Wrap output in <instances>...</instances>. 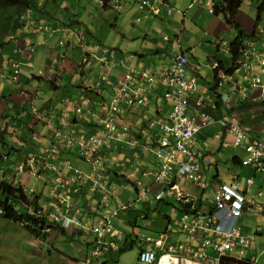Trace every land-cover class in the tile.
<instances>
[{
    "label": "crops",
    "instance_id": "obj_1",
    "mask_svg": "<svg viewBox=\"0 0 264 264\" xmlns=\"http://www.w3.org/2000/svg\"><path fill=\"white\" fill-rule=\"evenodd\" d=\"M155 1L158 3H167L175 11L171 16H168L167 12H162V17L144 18L142 16L143 12L138 9L139 0H121L124 5L123 11L117 12L114 9L117 16L114 27L120 29L119 35L111 42L106 39L104 41L105 45L101 46L112 49L117 53L116 67L109 69V75L112 80L116 77H123L129 68H137L159 76L163 69L168 68L174 58L180 54H184L189 58V75L194 73L195 68L199 64L203 66L204 60H201L198 58V55L196 56L192 53L198 45L203 43L200 41L201 37L195 32L194 25H196V17L210 14L209 9L210 6H213L212 1L208 4L207 0H204L201 5H198V12L195 13L190 21L187 19L188 10L196 0ZM178 6L186 8V11L177 12L176 7ZM39 7H42L51 16H54L56 22L60 24V19L57 17L59 16L64 21L63 13L65 11L69 12L72 9V5L71 7L60 8L57 0H40ZM103 10L108 12L107 10H113V8L108 6ZM238 15L236 18L238 24L247 35L252 34L254 23L249 21L244 22ZM33 19L35 22L38 21V26L48 23L47 17L41 13H34ZM221 19L223 18L210 20L214 31L213 41L209 42V44L211 47L218 46L217 55L220 47H222L220 43L225 41L221 39V34L230 30L232 31V28L224 20L221 21ZM71 24L75 26L74 23ZM29 25L26 28L28 30L27 36L22 41L18 40L13 42L7 48L4 62L0 65V114L5 113L13 116V114L15 115L19 111L22 112L23 117L24 113H26H23V109L29 110L34 105L40 113L43 112L42 118L53 117L54 127L64 126L66 131L69 133L74 131L77 136L95 133L97 127L92 125L91 115L85 113L83 116H78L76 108L79 104L80 95L85 93L92 100L90 110L103 117L105 116V106L111 100L112 87L101 85L100 89L95 88L99 76L104 72L103 66L98 59L100 55L97 49L98 46L89 44L87 39L84 38V35H81V32L72 31L74 28L71 26L69 30L65 28L66 25H63V28L60 26V29L63 31L60 33L67 35L65 37V44L60 45L59 41L62 38L59 39V34H46L45 32H41L38 26H32L31 23ZM188 26L192 27L190 32H186ZM263 32L264 28H259L252 38H263ZM164 36H169V41H165ZM185 36L188 37L187 40H183ZM29 45H33L34 52L30 53L32 50L28 49ZM21 46L23 47L21 48ZM79 49L82 52V61L74 63L70 56L74 57ZM16 54L22 59V62L18 72L19 81L17 84L12 85L9 80L12 75L7 65V57ZM130 56L133 58L130 59ZM85 57H87L88 62H83ZM192 59H195V62ZM215 59H217V56H208L209 62H215ZM204 70L205 68H202L200 72L196 73L200 90H203L207 86L212 87L210 82L204 85L200 84V79L203 80L200 76ZM44 73L46 76L40 79L38 77L39 74ZM236 80H240L242 84L241 76H238ZM45 83L51 88V92L55 93L60 91L64 93L65 91L68 95L55 98L51 94H46L45 88L47 86L44 85ZM67 83L70 85L65 86ZM144 85L143 83L140 84L141 87ZM86 89L89 90L88 93H86ZM223 90L221 92L225 93ZM17 93H22V95L20 96ZM163 93L164 85L157 80L149 93L144 92L139 100L131 106L126 107L118 123L121 136L114 143L116 145V152L105 151V165L109 171L106 180L108 184L114 187L116 192L119 185L124 182L129 183L134 186L137 195L136 200L132 202L127 201L133 204V208L121 214L114 223V235L110 236V242L114 243L115 246L108 245L107 250L100 253L98 257H92L95 244L94 238L91 235L68 233L58 227H54L46 238L37 239L30 236L27 231L26 234L29 237L23 234L18 235V231H15L12 234L17 235L21 240L27 239L26 246H28V250L24 254L19 253L16 248L18 242L10 241L4 248H0V264H4L5 261L7 264H88L89 260L93 263L99 262L100 264H143L139 261L141 249L138 246L130 250L123 249L124 241L127 238L130 241L131 239L136 240L137 244L141 240H150L149 243L145 244V247L157 252V261L154 264H217L218 253L211 248L206 249L207 257L205 260H200L195 257V254L201 250L200 239L188 238L186 233L181 232L177 221L180 214L167 203L170 199L160 202L157 201L156 211L150 208L148 194L151 193L155 197L153 191L157 190L152 177L153 172L158 167L153 151L161 137L160 126L167 124L172 109V103L170 101L160 98ZM144 96L147 97L146 100H144ZM230 105L235 106L233 113L242 114V116H238L235 113L237 119H240L242 122H249L252 113L250 108L252 107L251 103L242 105L239 98L232 95ZM194 110V106L191 105L189 112L194 114ZM226 111V113L230 114L229 109ZM35 117L32 122L34 121L36 124ZM32 128V132L30 131L31 128L26 130L27 133H33L35 136L31 141L28 139L29 148H25V150L29 154L23 160H20L19 148L10 144V147L14 148L13 151L17 155L13 163L6 167L3 172L7 170L16 171L17 165L22 163V161L25 162L32 156L37 155L42 158L45 155L44 149L51 142L53 132L45 126V123L41 119ZM125 128L129 129L128 132L122 131ZM209 135H213L217 141L221 140L218 138L220 135L229 141H232L231 139L233 138L220 125H213L198 135V138L203 142L205 147V140ZM218 143L221 144V142H217L214 145H218ZM222 150L224 148L220 146L219 151ZM232 150V157L237 156L239 159H243L246 156L244 149L241 147ZM207 153L208 162L205 163L206 168L205 164L201 166L203 167L202 174L205 177H207L205 173L208 172L206 169L210 168L208 167V163H212L210 171H212L213 167L215 168L216 173L218 172L220 175L218 180L227 181L236 177L252 179L254 184L249 190V196L254 198L257 203L264 205V173L256 169L242 168L240 165H235V169L230 170L231 175L224 178L222 176L223 172L217 166V152L209 149ZM66 155L71 159L66 157ZM61 158L69 160L77 167L87 169L84 162L73 152L63 154ZM47 175V173L41 175L40 180L44 192L45 190L48 191L50 181L55 177L53 174L49 177ZM7 176H10L8 172ZM26 177L29 176L21 175L18 181L25 182ZM138 182L140 185H137ZM178 182L180 183V181ZM241 185H245V183L242 182ZM29 189L32 188L29 187ZM87 193V186H83L78 196L74 197L73 209L81 208L83 210L82 217L91 219L88 213L94 208L95 204H89L90 199L87 197ZM143 193H146L145 200L138 202L139 195ZM259 193L261 196H259ZM191 196L193 197V195ZM118 198L121 199L119 196ZM206 203L205 200V207ZM71 215L76 216V213ZM137 225L141 226V228H138ZM241 225L246 234L254 233L255 228L264 226V211L254 214L245 212ZM256 238L260 239L249 245L247 255L251 256V259H254L255 264H258L259 260L264 257V255L257 256L259 244L261 252H264V232L257 234ZM177 245L180 247L179 252L165 256L169 246ZM4 249H8L4 252L7 253L6 255L3 254ZM231 255L237 256L238 252L231 253Z\"/></svg>",
    "mask_w": 264,
    "mask_h": 264
},
{
    "label": "built area",
    "instance_id": "obj_2",
    "mask_svg": "<svg viewBox=\"0 0 264 264\" xmlns=\"http://www.w3.org/2000/svg\"><path fill=\"white\" fill-rule=\"evenodd\" d=\"M195 2L202 4L204 0ZM99 3L101 6L106 4L103 0H99ZM109 4L118 11L123 9L120 0H114ZM138 8L149 14L160 15V10L152 0H141ZM173 10L172 7H169L166 11L167 15L170 16ZM29 18L30 11H27L21 15L20 20L27 21ZM59 30L61 29L58 28ZM163 38L165 41H169V36ZM222 46L227 50L228 43L223 42ZM102 53L104 55L101 59L103 62L114 61L113 53L106 49H102ZM187 65L186 55L180 54L159 76L134 68L128 69V71L137 73L124 75L118 81V85L112 87V99L105 106V116L103 117L90 110L92 100L82 94L79 98L81 103L77 106L76 112L78 116H83L85 113L91 115L92 125L97 127L94 134L77 136L74 131L70 133L66 131L64 126L54 127L53 117L41 119L45 126L52 130V140L44 149L45 155L42 158L37 155L28 158L25 162L17 165V173L28 175L37 181L41 180V175L45 174L46 170L55 175L49 185L50 199L45 206H41V210L38 212L48 221V225L43 230L44 233H49L52 229L51 225H54L68 233L91 235L95 244L92 257H98L100 253L107 250L108 245L115 246L110 242V236L114 235V223L122 213L131 208L132 204L121 202L114 192V187L106 181L109 171L103 164L100 148L105 141L115 143L120 138L118 115L123 108L129 107L139 100L144 92L149 93L157 82V78H160L164 85L163 98L172 103L167 124L160 126V141L154 149L158 167L152 177L157 191H161L159 197L163 195V190L168 188L169 195L172 197L176 195L180 198V191L176 185L178 181L194 183L200 180L201 162L199 157L201 152H197L195 149V134L202 128L213 125H220L233 137L232 141H224L227 145L240 146L244 139H248L247 156L242 160V165L251 166L264 173V132L261 136H255L235 124L231 118L226 117V110L231 107L232 95H239L243 100H255L252 95L256 93L261 98L260 101L264 99V37L245 40L237 68L227 79L217 81L215 90L211 91L209 86L200 90L198 78L194 74H188ZM9 66L16 71L17 65L12 59H9ZM201 70L200 67H196L194 73ZM238 76H241L242 84L240 80H236ZM107 77L106 74L100 77L96 88H101V85L106 84ZM141 83L145 85L141 87ZM222 89L225 93L221 92ZM143 98L146 100L147 97ZM191 105L195 108L194 114L189 112ZM128 130L125 128L122 131L128 132ZM220 137L221 135L218 138ZM67 151L77 154L84 164L89 166V170L77 167L69 160L61 158V155ZM2 159L9 161L6 154ZM175 180H177L176 183H174ZM246 182L249 186L254 184L252 179H248ZM137 185L140 183L138 182ZM83 186L88 188L89 204H95L88 213L91 219L82 217L83 210L81 208L73 209L74 197L78 196ZM238 186L236 184V188ZM98 193L101 194L100 198L97 197ZM212 194L215 197L218 210L212 215H207V220L204 217L205 225L200 221L201 217L195 213L183 212L179 215V227L191 238H195L199 234H202L203 237L202 231L207 228L222 235L223 239L218 243L202 239L201 250L195 254L196 258L205 260L206 249L212 247L218 253L217 264H221L223 257L240 260L246 256L249 245L256 241L257 234H241L238 220L243 211L258 213L264 211V205L257 203L250 196L247 199V195H241L227 186L214 188ZM259 196H261L260 193ZM73 213H76V216L71 215ZM212 224H216V226L212 227ZM257 231L261 232V227L258 226ZM149 242L150 240L139 243L141 248L139 261L143 264H154L157 261V252L145 247V244ZM179 251L180 247L169 246L165 256ZM236 252H238L237 256L231 255ZM252 260L254 259L252 258ZM88 264L100 263H93L89 260Z\"/></svg>",
    "mask_w": 264,
    "mask_h": 264
},
{
    "label": "rangeland",
    "instance_id": "obj_3",
    "mask_svg": "<svg viewBox=\"0 0 264 264\" xmlns=\"http://www.w3.org/2000/svg\"><path fill=\"white\" fill-rule=\"evenodd\" d=\"M38 1L40 2V0H38ZM67 1L69 2V4ZM98 1L99 0H57V3H58L60 8H67V7H71V5H72L71 11H69V12L65 11L63 13L64 18H65L64 23L67 25L74 23L75 26L71 25V27L74 28L72 31H76L79 33L81 32V35H84V38L87 39L89 44H94L95 46L101 47V46L105 45L104 41L106 39H108L109 42L113 41L116 38V36L119 35L120 29L114 27L115 26V20L117 17L115 10L114 9L113 10H107L108 12H106L105 10H103L99 6ZM210 1H212V4H213L216 1H221V0H207V3L210 4ZM258 1L259 0H242V6H241L238 17L242 18V20L244 22L249 21L251 23L252 22L254 23L256 16H257ZM198 5H201V4H198V2H195L192 4V7H190V9L188 10V16H187L188 21H190L191 18L194 17L195 13L198 12L197 11ZM155 6L160 10V15L142 14V16L144 18H147V17L159 18V17H162L161 16L162 12L166 13L168 8L171 7L167 3H163V2L158 3L157 1H155ZM211 9H212V6H210L209 11H210V14H213V9L212 10ZM176 10H177V12L178 11L184 12V11H186V8L178 6V7H176ZM174 11L175 10H173V12ZM210 14H205V15H201V17H199V16L196 17V20H195L196 25H194L195 26V32H197L199 37H201L200 41L203 42L200 45H198L192 52L196 56L198 55V58H200L201 60H204L203 66L202 65L201 66H202V68H205V70L202 73V75L200 76L203 78V80L200 79V84H202V85H204L205 83L207 84V82H210V84L213 83L214 70L219 67L218 63L216 64L214 61L209 62L208 56H214V57L217 56V58L220 59L225 65H228V63H229L228 51L226 50V48H224L222 46V43L225 42L226 40H227V42H229L230 39H233L235 37V34H236V31L234 29H232V31L230 30V31H227V32L221 34V36H220L221 39L225 40V41H222L220 43V45L222 47H220V45H219L220 51L217 55L218 46L211 47L209 44V42L213 41V31H214V27L210 23V20L212 21L213 19H220L222 17L216 16V15H210ZM221 21H223V19H221ZM47 22H49L50 24L52 23L51 20H47ZM69 27L70 26H66L65 28L67 30H69ZM259 28L260 29L264 28V14H263L261 23L259 25ZM191 29H192V27L188 26L186 32H190ZM204 31H205V33H204ZM173 39H175V38H173ZM187 39H188L187 36H185L183 38V40H187ZM78 44H79V42H78ZM213 44H211V45H213ZM23 46H21V48ZM212 48H213V50H212ZM257 49L259 50V48H257ZM70 58L74 61V63L81 62L82 61L81 50L79 49V51H77L75 56L74 57L70 56ZM192 60H193V62H195V59H192ZM204 66H206V67H204ZM12 72H13V74H16V75L11 76L10 77L11 79H9V80H10V83L12 85H15L19 81V77H18L19 70L17 72H15V69L11 70L10 74ZM45 76H46V74L44 73V74H39L38 77L44 78ZM212 77H213V80H212ZM207 78H209L208 81H207ZM44 85L47 86L45 88V93L51 94L52 97L61 98L63 96L68 95V93H66L65 91H64V93H62L60 91L53 93L50 91L51 88H49V86L46 83ZM68 85H70V84L67 83L65 86H68ZM17 94H19V93H17ZM19 95L21 96L22 93H20ZM19 95H17V97L20 98ZM235 96H237L239 98V100L242 102V105H247V104L251 103V106H252V107H250L251 112H252L251 113V119L249 118L250 119L249 122H242L240 119H237L235 116L236 112L233 113L235 106H231L229 108L230 114H227L226 117H229L232 120H234L235 124L239 125L246 132L253 133V134H255V136H261L264 132V105L261 104L264 99L262 101H260L259 99H261V98L258 97L256 95V93H254L252 95V98L255 100H247V99L243 100L239 95H235ZM256 100H259V101H256ZM31 108L36 113L35 119H36V124H37L39 122V120L42 119V113L43 112L40 113L38 108L34 105H32ZM236 114L238 116H242V114L241 115L238 113H236ZM36 124L33 121L31 124H29V127L34 126ZM10 125H12V126H9L7 129L10 132V135L8 137V141L10 144H13L19 148L20 160H23L29 154V152L26 151L25 148H29L28 142L31 141L32 138L35 136L33 135V133H27L26 132L27 129L25 127H22V128L13 127L12 123H10ZM208 128L209 127L202 128L200 131H198L195 134V137H196V148L195 149L197 152H201V156L199 157V160L201 163H203V162L207 163L208 162L207 161V158H208L207 152L209 151V149L217 152L216 153V158H217L216 160H217V163L219 164V166L218 165L217 166L223 172V177L226 178V176L228 177L231 175L230 170L235 169L234 165L231 162V159H232L231 154L233 151L232 149H235L236 146L233 144L227 145V144L223 143L222 140L217 141L214 139L213 135H209L208 138L205 140V145L207 147L206 148L204 146L203 142L198 138V135L200 133H202L203 130L208 129ZM28 139H29V141H28ZM159 141H160V139H159ZM159 141H158V143H159ZM217 142H221V144L218 143V145H214ZM220 146L223 147L224 150L219 151ZM228 149H231V150H228ZM106 150L116 152V145L113 142H108L100 148V156H101L102 161L104 163H105V154H106L105 151ZM16 155H17V153L13 151V152H11V154H9V161H1L0 162V181L2 179L3 170L13 163ZM120 158H122V157H120ZM69 159H71V158H69ZM86 167H87L86 170H89V166L86 165ZM7 172L10 174L11 177H12V175L15 176V174L17 173L15 170H7ZM46 173L48 174L47 177H49L51 174L54 175V173L51 171H46L45 174ZM208 174H209V176H207V177H209L208 178L209 183L208 182L207 183L211 184V182H213V176L216 174L215 168L213 167L212 171L209 172ZM19 176H21V175H16V178L19 179ZM153 181H154V179H153ZM21 182H23V181H21ZM26 182L28 184L27 186H26ZM40 182H41L40 180L37 181L33 178L26 177V181L23 182L22 184H24L25 187L27 188V190L28 191L30 190V192H32V191H31V189H29V187L33 188L35 190V192L38 191L40 193V195L42 196L40 201H39V204H40V206H45L50 199L49 198V189H48V191L45 190V192L44 191L42 192V183H40ZM176 182H177V180L174 181V183H176ZM219 186L229 187L228 185L222 184V183L213 184L214 188H217ZM178 188H179L181 197L178 198L175 195L174 198H176L177 200H179L181 202H184L186 200V198H188V197H192L191 195H193L196 198H199L201 196V191H198L196 189V187L194 188L193 183L186 182L184 180H180ZM115 194L121 198L120 200L123 203H128L127 202L128 200L132 202L133 200L137 199V195L135 193L134 186L129 184V183H126V182H124L123 184L118 186ZM209 194H210V192L208 191L206 193V195L204 196L207 203L210 202V199H208ZM98 195L99 196H97V197L100 198L101 194L98 193ZM148 195H149L148 200L150 201V208L152 210L156 211L157 201L155 200V197L151 193H149ZM179 201H175V200L170 199L169 202H167V203L175 209V207H180ZM132 208H133V204L128 211H130ZM128 211H126V212H128ZM258 217H261V216H258ZM178 220H179V218L177 219V221ZM47 224H48V221H47ZM178 226H179V223H178ZM263 227L264 226H262V228ZM262 228H261V232H262ZM15 231H18V235L23 234V235H26L27 237H29V235L26 234V230L22 226H20L19 224L11 223V222H9L5 219H2L0 217V248H2V247L4 248L6 245H8L10 243V241H17L18 243L16 245V248L18 249V252L24 254L28 250L27 249L28 246H26V240L27 239L21 240L17 235L12 234ZM187 237H188V235H187ZM259 239L260 238H256V241L257 240L259 241ZM6 250H8V249L3 250V254H5V255L7 254V253H4ZM262 255H264V252H261L260 244H259L258 248H257V256L259 257ZM263 259H264V257L259 260L258 264H264ZM4 264H7V262L5 261Z\"/></svg>",
    "mask_w": 264,
    "mask_h": 264
},
{
    "label": "trees",
    "instance_id": "obj_4",
    "mask_svg": "<svg viewBox=\"0 0 264 264\" xmlns=\"http://www.w3.org/2000/svg\"><path fill=\"white\" fill-rule=\"evenodd\" d=\"M241 6H242V0H221V1H216L215 3H213V6H212L213 14H215L216 16H221L224 22L236 31L237 35L235 38L229 41L228 46H227V51H228V56H229L228 65H225L218 58L215 59V63L216 64L218 63L219 67L214 70V73H213L214 81L212 83L213 87H211V91L216 89L217 81L230 77L232 73L235 71V69L238 66L237 62L243 53V46H244L245 40L250 39L251 37H254L261 23V20L264 14V0L258 1L257 16L254 21V30H253V33L250 35H247L242 29V27L236 21V18L240 12ZM106 8L107 6L104 7V9ZM27 11H30L29 20L21 21L20 20L21 15ZM34 13L44 14L47 17V20H51L52 23L50 24L48 22L46 24H40L38 26V23H37L38 21L37 22L33 21ZM57 18L60 19L59 22H61V24L56 22V18L54 16H51L42 7H39L38 0H0V65H2L4 62L5 51H7V48L11 46L13 42L18 41V40L22 41V39L27 36L28 30H26V28L29 25V23H31L32 26H35V27L38 26V29L41 32H45L46 34H59V39L62 38V40L59 41V44L60 45L65 44V41H66L65 37H67V35L65 33L61 34L60 32H63V31L62 30L58 31V28L60 29V26L63 28V25L71 26L72 24L67 25L64 23V21L59 16ZM29 26L31 27V25ZM40 27H42V29H40ZM28 49L32 50L30 53L34 52L33 45H29ZM12 60L14 64L17 65V69L15 71L17 72L18 70H20V64L22 62L21 61L22 59L18 57V54H16V55H13ZM189 66H190V61L188 62V65H187V71L189 70ZM193 74L196 75V73H193ZM11 75L14 76L16 74H13L12 72ZM35 78H37V76H35ZM39 78L42 79L41 77ZM88 91L89 90L86 89V93H88ZM160 98L164 100L163 94L160 96ZM261 104L264 105V100L262 101ZM23 113H24L23 117H22V112H19V111L13 116L9 114H5V113L0 114V162L3 161L2 157L4 154L9 156V154H11V152H13V149H14L10 147V143L8 141L10 132L7 129L9 126H12L10 125V123L13 124V127H17V128H22V127H25L26 129L31 128L30 131L32 132L33 128L32 126L29 127V124L34 119V116L36 115V113L32 110V108L29 110H25L24 108ZM221 140L223 141V139ZM247 144H249V140L244 139L242 142V145L236 146L235 149L241 147L244 149L246 153ZM68 153L69 151H67L65 154H68ZM246 156H247V153H246ZM246 156L244 158H246ZM61 157H63V154L61 155ZM243 159H239L237 156H233L231 159V162L234 165V167L235 165H240L242 168L243 167L252 168L251 166H243L242 165ZM103 164L105 167H107L104 162ZM203 164H205V162L201 163V166H203ZM208 167L210 168L206 169L208 171L207 173H205L206 176H209L208 173L211 172L210 169L212 167V163H208ZM205 168H206V164H205ZM202 169L203 167H201L200 180L193 183V186L196 187L198 191H201V196L199 198H196L194 196L188 197L186 198L184 202H181L168 194V188H165L163 190L162 192L163 195L161 197H159V195L161 194V191L154 190L153 192L155 195V199L158 202L165 201L166 199H172L175 201H179L180 207H175V209L179 212V214L183 212L195 213V215L201 217L199 219L205 225L204 217L207 220L208 219L207 215H212L214 212L218 210L215 197L213 194H211L214 191L213 184H218V183L226 184L233 191L241 195H247L248 197L247 199H249V190L253 185L252 186L247 185V182H246L248 180L247 178L236 177L237 180L236 178L227 180V181L218 180V178H220V175L218 172L213 176V182H211V184H208L209 177H205L202 174ZM16 179L17 178L14 175H12V177L7 176V171L3 172L2 179L0 181V217L11 223L21 225L32 237L37 238V239H44L48 236V233H44L43 230L46 228L48 224H47L45 217L40 216L38 214V212L41 210L39 201L42 196L40 195L38 191L35 192L33 188H32V192H30V190L28 191L25 185L22 184L21 181H18V179L17 180ZM242 182H244L245 185H241ZM236 184L239 185L238 188H236ZM176 185L179 186V182L176 183ZM208 191L210 192L209 197H208V199H210V202L206 203V207H205L204 206V203H205L204 196L206 195ZM145 197H146V193L140 194L137 201L138 202L143 201L145 200ZM244 213L245 211L242 212V215L238 220V225H239V228L241 229V234L250 235V234H246L243 231V228L241 225ZM211 226L215 227L216 224H212ZM54 227H55L54 225H51V228H54ZM137 227L141 228V226H138V225ZM260 227L262 228V226ZM202 232H203V237H202V234H199L195 238L193 237V239L199 238L201 242V240L205 238L206 240H210L212 243L221 242L223 239L221 234H216L215 232L211 231L208 228L207 230L205 231L203 230ZM263 232H264V228H262V232L260 233H258L257 228H255L254 233L261 234ZM144 241L145 240H141L139 243H142ZM139 243L137 244L136 240L131 239L130 241L127 238L124 241L123 249L130 250L134 248L135 246L136 247L138 246V248L141 249L139 247ZM177 247L179 246L177 245ZM211 249L216 251L212 247ZM221 264H255V262L254 260L251 259V256L247 255V251H246V256L244 258L237 260L234 258L223 257L221 260Z\"/></svg>",
    "mask_w": 264,
    "mask_h": 264
},
{
    "label": "clouds",
    "instance_id": "obj_5",
    "mask_svg": "<svg viewBox=\"0 0 264 264\" xmlns=\"http://www.w3.org/2000/svg\"><path fill=\"white\" fill-rule=\"evenodd\" d=\"M104 2H106L105 0H103ZM121 1V0H120ZM154 3H155V1L154 0H152ZM99 2V1H98ZM114 2V0H111V1H107L106 2V4L104 5V6H101L103 9H104V7L105 6H111L113 9H115L117 12H122L123 11V9H124V5H123V3H122V5H123V9L121 10V11H118L115 7H113V5H111V4H109V3H113ZM141 2V0H139V2H138V7H139V3ZM195 3V2H194ZM100 4V3H99ZM139 9V8H138ZM139 11H142L143 12V14H149V13H147V11H144V10H140L139 9ZM173 14V13H172ZM171 14V15H172ZM97 49H98V51H99V61H100V63H101V65L103 66V69H104V73L106 74V76H108V77H110L111 78V76L109 75V69L110 68H115L116 67V65H115V63H116V52L114 51V50H112V49H109V48H106V47H97ZM102 49H106V50H108V51H110L111 53H113L114 55H115V58H114V61L113 60H111L110 62H108V63H105V62H103L101 59L103 58V53H102ZM12 57H13V55H11V56H9V57H7V65H8V68H9V70H11V67L9 66V59H12ZM133 57L132 56H130V59H132ZM85 59H86V62H88V59H87V57H85ZM84 59V60H85ZM83 60V61H84ZM130 69V68H129ZM134 69H137V68H134ZM137 70H140V69H137ZM128 71V70H127ZM143 71V70H142ZM124 77V76H123ZM119 77H116L115 79H118ZM122 78V77H121ZM114 79V80H115ZM98 81H99V79H98ZM98 81L96 82V84H95V88H96V86H97V83H98ZM103 85H106V84H103ZM96 89H98V88H96ZM82 94H84L85 95V93H82ZM81 94V95H82ZM80 95V96H81ZM86 96V95H85ZM80 98V97H79ZM225 137H223V136H221L220 137V139H223V141H226L227 139L225 138ZM229 141V140H228ZM8 156V155H7ZM9 157V156H8ZM3 160V159H2ZM16 172H17V168H16ZM17 175H19L18 173H17ZM56 227V226H55ZM52 230V229H51ZM50 233V232H49Z\"/></svg>",
    "mask_w": 264,
    "mask_h": 264
},
{
    "label": "bare ground",
    "instance_id": "obj_6",
    "mask_svg": "<svg viewBox=\"0 0 264 264\" xmlns=\"http://www.w3.org/2000/svg\"><path fill=\"white\" fill-rule=\"evenodd\" d=\"M186 59H187V61L189 62L187 56H186ZM238 61H239V60H238ZM83 62H86V61H83ZM237 64H238V62H237ZM197 67H200V68L202 69V67H201L200 65L197 66ZM168 68H169V67H168ZM168 68H164L163 71L167 70ZM163 71H162V72H163ZM132 73H137V72L126 71L124 75L132 74ZM103 75H105L104 72L99 76V78L102 77ZM195 76L198 78L197 74H196ZM225 79H227V78H225ZM119 80H120V78H118V79H116V80H112L111 78L107 77V78L105 79V82H106V84H107L109 87H116V86L118 85V81H119ZM157 80H159V81L162 83V80H161L160 78H157ZM99 89H100V88H99ZM163 95H164V93H163ZM111 96H112V95H111ZM87 98L90 99L88 96H87ZM111 99H112V97H111ZM110 101H111V100H110ZM80 103H81V101H80V99H79V104H80ZM79 104H78V105H79ZM78 105H77V106H78ZM124 109H125V108H123V109H122V112L118 115L117 120L120 121V119H121V115H122ZM226 112H227V111H226ZM227 114H228V113H227ZM169 115H170V114H169ZM119 121H118V122H119ZM90 134H94V133H90ZM90 134H89V135H90ZM106 143H108V141H105V142H104V144H106Z\"/></svg>",
    "mask_w": 264,
    "mask_h": 264
}]
</instances>
